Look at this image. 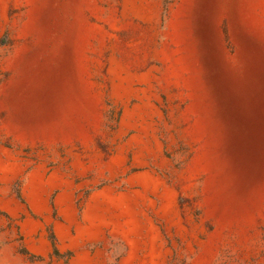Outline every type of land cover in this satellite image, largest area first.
Instances as JSON below:
<instances>
[{"label":"rangeland","instance_id":"rangeland-1","mask_svg":"<svg viewBox=\"0 0 264 264\" xmlns=\"http://www.w3.org/2000/svg\"><path fill=\"white\" fill-rule=\"evenodd\" d=\"M0 264H264V0H0Z\"/></svg>","mask_w":264,"mask_h":264}]
</instances>
